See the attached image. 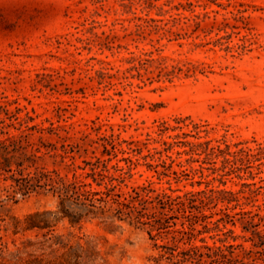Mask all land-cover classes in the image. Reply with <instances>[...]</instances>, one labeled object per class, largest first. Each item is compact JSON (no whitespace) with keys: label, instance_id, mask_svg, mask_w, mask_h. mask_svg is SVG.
<instances>
[{"label":"rangeland","instance_id":"374dc122","mask_svg":"<svg viewBox=\"0 0 264 264\" xmlns=\"http://www.w3.org/2000/svg\"><path fill=\"white\" fill-rule=\"evenodd\" d=\"M8 138H40L39 158L26 159L31 147L7 155L23 176L70 178L56 154L77 143L75 164L99 158L116 178H88L93 190L205 194L198 218L178 215L157 236L106 209L71 222L62 212H79L72 200L60 204L43 181L14 192L6 173L0 264H172L156 260L157 247L181 223L193 231L180 249L220 247L218 264H264V0H0Z\"/></svg>","mask_w":264,"mask_h":264},{"label":"trees","instance_id":"16d2710c","mask_svg":"<svg viewBox=\"0 0 264 264\" xmlns=\"http://www.w3.org/2000/svg\"><path fill=\"white\" fill-rule=\"evenodd\" d=\"M36 129V126L28 127L26 130ZM40 131V129H38ZM27 134L22 136L26 141ZM5 141H0V152L2 153L3 162H0V179L6 180L4 176L6 173H10L9 178L13 181L9 187L14 192L22 191L27 193L30 189L40 187V182L43 181V185H50L55 188L59 195L62 197L60 204H63L65 200H72L78 207L79 212L75 214H68L62 212L65 216L70 217L71 222H79L83 217L89 215L95 216L98 211L103 214L106 210L113 211V215L116 217L125 216L133 219L135 222L142 225H148L159 236L161 233H168L169 229L175 224L172 222L174 219L181 218L190 220V218H198L192 213V209L198 210L199 206H195V202L202 204L203 199L198 198L200 194H188L183 197H171L166 194L150 195L151 190L142 188L141 190H132V194L124 196L123 194L116 193V186L110 184L105 188V191H96L92 189L91 183L87 181L91 178L93 182L100 185V182L109 178V182L116 180V178L109 177L104 174V163L99 158L94 162L83 160L85 166H80L74 163L73 153L79 152V145L76 144H62L60 146L61 153L56 154L62 161L68 159L70 162L67 166L71 169V177L59 176L56 174V179H53L48 172L35 171L34 173H27L23 176L22 163H16V169L14 172L10 168L9 158L7 155L12 152H16L19 149H25L31 147L32 152L26 159L39 158L36 153H40V138L38 145L26 142L25 146L21 145V139L15 140L8 138ZM51 149L56 150L53 145H48ZM46 147V146H45ZM99 165H102L103 169H100ZM89 167V172H84L85 167ZM77 170L83 171L78 173ZM15 174L18 177H15ZM97 209V210H96ZM106 209V210H105ZM172 230V244H163L158 246L160 253L156 260H168L172 261V264H218L221 260H226L224 250L220 247H208L203 248L190 246L186 249H180L177 245L183 241V237L187 236L190 239L192 236V225L190 224L188 230L183 228ZM177 235L180 237L177 238ZM232 248L227 247L226 249ZM204 249L205 251H202ZM232 261V260H231Z\"/></svg>","mask_w":264,"mask_h":264}]
</instances>
